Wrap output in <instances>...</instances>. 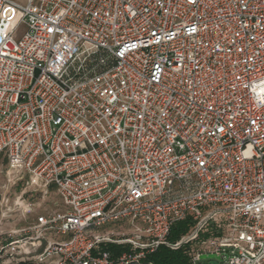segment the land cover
I'll list each match as a JSON object with an SVG mask.
<instances>
[{
  "label": "built area",
  "instance_id": "built-area-1",
  "mask_svg": "<svg viewBox=\"0 0 264 264\" xmlns=\"http://www.w3.org/2000/svg\"><path fill=\"white\" fill-rule=\"evenodd\" d=\"M0 157L8 264H264V0H0Z\"/></svg>",
  "mask_w": 264,
  "mask_h": 264
},
{
  "label": "rangeland",
  "instance_id": "rangeland-1",
  "mask_svg": "<svg viewBox=\"0 0 264 264\" xmlns=\"http://www.w3.org/2000/svg\"><path fill=\"white\" fill-rule=\"evenodd\" d=\"M5 171H6V161L3 157H0V201L3 197L11 201L13 200L15 196H17L24 189L25 185L22 182H20V183H16L13 186L11 185L9 186L5 178ZM25 198L28 199L29 201L39 203L42 207V210L60 209V202L54 192H50L48 195H46L45 198H42V196L38 193L32 194L30 197L27 195L25 196ZM0 212H1V207H0ZM32 219L33 217H30V219L27 222H20V223H16V222L11 223L5 220H1L0 221V244H5L7 240H9L10 237L8 236V234H6L9 230H12L18 227H24L28 223H30ZM191 221H192L191 228L189 229L186 235L191 233V231L196 226V221H194L192 218H191ZM212 224L213 223L206 224L205 227H203V229L197 233L196 239L190 242L191 243L190 249L192 253H198V252L204 251L206 248L205 245H203L204 242H206L208 239L218 237L221 235V231H222L221 229H224L222 220L219 219L216 225H212ZM0 264H8L6 258L3 257L2 255H0ZM9 264H18V263H9ZM19 264H34V263L29 262V263H19ZM199 264H208V262L200 260Z\"/></svg>",
  "mask_w": 264,
  "mask_h": 264
},
{
  "label": "trees",
  "instance_id": "trees-1",
  "mask_svg": "<svg viewBox=\"0 0 264 264\" xmlns=\"http://www.w3.org/2000/svg\"><path fill=\"white\" fill-rule=\"evenodd\" d=\"M191 225L190 217L173 225L168 235V243L171 245L177 243L187 234ZM190 246L191 243H187L173 250L166 246H160L154 253L148 255L138 264H191L192 251ZM110 249L114 251L113 248Z\"/></svg>",
  "mask_w": 264,
  "mask_h": 264
},
{
  "label": "water",
  "instance_id": "water-1",
  "mask_svg": "<svg viewBox=\"0 0 264 264\" xmlns=\"http://www.w3.org/2000/svg\"><path fill=\"white\" fill-rule=\"evenodd\" d=\"M199 260L209 261L208 264H218L220 258L214 254H207V255L202 254L199 256Z\"/></svg>",
  "mask_w": 264,
  "mask_h": 264
}]
</instances>
